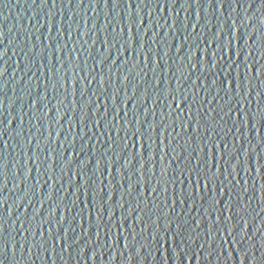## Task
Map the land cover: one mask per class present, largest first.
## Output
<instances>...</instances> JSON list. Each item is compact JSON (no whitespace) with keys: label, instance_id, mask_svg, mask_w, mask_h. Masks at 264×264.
Instances as JSON below:
<instances>
[{"label":"water","instance_id":"1","mask_svg":"<svg viewBox=\"0 0 264 264\" xmlns=\"http://www.w3.org/2000/svg\"><path fill=\"white\" fill-rule=\"evenodd\" d=\"M0 264H264V0H0Z\"/></svg>","mask_w":264,"mask_h":264}]
</instances>
